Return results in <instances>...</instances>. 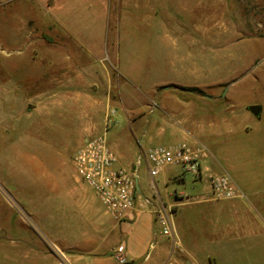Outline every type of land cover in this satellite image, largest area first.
I'll return each mask as SVG.
<instances>
[{"label": "rangeland", "instance_id": "374dc122", "mask_svg": "<svg viewBox=\"0 0 264 264\" xmlns=\"http://www.w3.org/2000/svg\"><path fill=\"white\" fill-rule=\"evenodd\" d=\"M133 1L137 8L131 0H0V264H37L36 250L55 253L37 219L48 192L35 167L43 161L71 172L77 124L61 118L66 106L46 117L48 129L36 127L35 116L23 132L20 118L24 93L40 85L35 69L52 51L51 60L76 65L72 53L88 48L96 55L81 64L102 58L156 94L196 88L201 93L179 95L190 106L216 98L217 127L205 136L207 147L235 181L264 187V0H152V8ZM253 105L259 117L249 112ZM224 117L248 133L223 128ZM144 172L149 176L142 160ZM194 184L186 175L169 187L192 194ZM227 252L225 264H264V236L258 246L235 243Z\"/></svg>", "mask_w": 264, "mask_h": 264}, {"label": "crops", "instance_id": "0c3cea01", "mask_svg": "<svg viewBox=\"0 0 264 264\" xmlns=\"http://www.w3.org/2000/svg\"><path fill=\"white\" fill-rule=\"evenodd\" d=\"M153 1L154 5L159 2ZM151 3L145 0V8H152ZM79 46L83 50L84 45ZM85 51L72 53L76 61L65 56L76 65L51 60L56 53L52 51L47 64L35 69L40 85L33 92L26 91L20 103L21 109L25 108L20 116L23 132L31 129L28 121L32 123L35 116V123L41 121L36 127L51 128L50 118L58 116L53 113L66 106L61 118L70 125L77 124V149L87 138L104 135L116 155V166L134 169L140 151L186 143L205 151L200 159L203 178L195 182L193 193L187 194L169 187L172 182H184L176 179L175 168H163L156 178L137 171L135 206L116 219L79 180L72 161L69 173L61 172L56 163L46 166L38 162L36 174L48 193L39 205L37 219L55 253L36 250V263L53 259L52 264H118L116 255L122 253L127 264H166L168 260L175 264H225L232 244L251 242L258 246L264 236V187L241 185L231 178L240 195L215 200L206 182L211 174L229 175L205 143V136L217 127L216 98H200L190 106L179 96L187 91L156 94L154 87L128 81L122 75L124 70L120 72L112 63L105 65L102 58L97 60L99 65L89 61L81 64L85 55H96L88 48ZM122 76L125 83L118 80ZM220 126H237L248 133L225 117ZM163 211L172 229L168 237L156 223L157 214ZM22 255L26 259L27 255Z\"/></svg>", "mask_w": 264, "mask_h": 264}, {"label": "built area", "instance_id": "2783aa9c", "mask_svg": "<svg viewBox=\"0 0 264 264\" xmlns=\"http://www.w3.org/2000/svg\"><path fill=\"white\" fill-rule=\"evenodd\" d=\"M205 155L202 147L186 143L171 146H153L140 151L134 169L117 167V158L108 146L104 135L89 137L75 151L71 161L79 180L97 196L104 210L114 218H121L133 210L136 198L137 171L145 160L147 171L155 178L165 167L177 168L176 179L183 181L188 175L194 182L203 178L200 159ZM207 185L215 200H230L240 195L231 177L225 173L206 177ZM156 223L164 236H170L172 229L168 215L157 214ZM118 264H127L122 253L116 255ZM166 264H175L168 260Z\"/></svg>", "mask_w": 264, "mask_h": 264}, {"label": "water", "instance_id": "95a60500", "mask_svg": "<svg viewBox=\"0 0 264 264\" xmlns=\"http://www.w3.org/2000/svg\"><path fill=\"white\" fill-rule=\"evenodd\" d=\"M248 110L253 116L258 117L260 114L261 108L258 105H253V106H249Z\"/></svg>", "mask_w": 264, "mask_h": 264}, {"label": "trees", "instance_id": "16d2710c", "mask_svg": "<svg viewBox=\"0 0 264 264\" xmlns=\"http://www.w3.org/2000/svg\"><path fill=\"white\" fill-rule=\"evenodd\" d=\"M184 90L185 91H196L197 93H201V91L196 88H184Z\"/></svg>", "mask_w": 264, "mask_h": 264}]
</instances>
